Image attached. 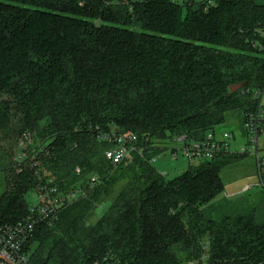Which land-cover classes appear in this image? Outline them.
<instances>
[{
    "label": "trees",
    "instance_id": "16d2710c",
    "mask_svg": "<svg viewBox=\"0 0 264 264\" xmlns=\"http://www.w3.org/2000/svg\"><path fill=\"white\" fill-rule=\"evenodd\" d=\"M263 91L255 0H0V227L26 218V196L53 176L77 198L37 227L28 264L263 261L264 222L215 201L222 169L244 155L221 151L170 180L150 162L175 136L215 133L228 112L243 126ZM112 131L137 137L116 165L100 139Z\"/></svg>",
    "mask_w": 264,
    "mask_h": 264
},
{
    "label": "built area",
    "instance_id": "2783aa9c",
    "mask_svg": "<svg viewBox=\"0 0 264 264\" xmlns=\"http://www.w3.org/2000/svg\"><path fill=\"white\" fill-rule=\"evenodd\" d=\"M258 100L257 108L245 116L243 129L246 144L235 148V137L228 132L222 133L219 138L216 133L209 132L202 140H194L188 135L182 134L171 139L178 145L179 149H172L173 158H176L177 151L188 160H211L221 152L232 154L248 155L255 158L257 182L254 186H247L244 192L250 191L253 187L261 188L264 191V156L261 155L259 136L264 131V109L260 105L261 93L256 94ZM100 139L109 143L110 148L105 151V159L111 164H119L137 152V137L131 132L100 134ZM27 144H31V138H25ZM152 160V159H151ZM151 162V161H150ZM96 182L91 179V185ZM78 193L68 192L66 195L60 192L55 177H50L36 193L37 200L30 204L29 215L21 221L0 227V264H28L29 251L35 238L37 227L41 223H52L58 217L60 208L65 202H71L77 198ZM91 264H119L113 257L104 256ZM253 264H264L259 261Z\"/></svg>",
    "mask_w": 264,
    "mask_h": 264
},
{
    "label": "rangeland",
    "instance_id": "374dc122",
    "mask_svg": "<svg viewBox=\"0 0 264 264\" xmlns=\"http://www.w3.org/2000/svg\"><path fill=\"white\" fill-rule=\"evenodd\" d=\"M242 115L240 111H231L226 115V122L219 125L215 129L216 136L228 132L231 133L235 140H240L233 143L235 148L246 144L245 133L241 123ZM261 155L264 156V131L259 136ZM161 152L152 154L151 165L164 176L165 179H173L182 174L189 166L197 165L199 160H188L177 151L176 158H173L172 149H179L178 145L171 140L158 145ZM255 158L248 154L237 161L225 166L221 171V179L224 184L223 192L217 196L216 202L228 200L230 202H240L247 209L254 210L258 222H264V191L261 188L253 187L250 191L244 192L243 189L247 186H254L257 182ZM4 190L3 176L0 173V195ZM37 196L35 192H30L26 196V201L30 204L35 203ZM109 202L104 203L95 212L91 222H96L103 213L107 210Z\"/></svg>",
    "mask_w": 264,
    "mask_h": 264
},
{
    "label": "crops",
    "instance_id": "0c3cea01",
    "mask_svg": "<svg viewBox=\"0 0 264 264\" xmlns=\"http://www.w3.org/2000/svg\"><path fill=\"white\" fill-rule=\"evenodd\" d=\"M255 2L258 5L264 6V0H255ZM260 105L263 107L264 109V91L261 93V99H260ZM240 140H236V143L239 142Z\"/></svg>",
    "mask_w": 264,
    "mask_h": 264
},
{
    "label": "water",
    "instance_id": "95a60500",
    "mask_svg": "<svg viewBox=\"0 0 264 264\" xmlns=\"http://www.w3.org/2000/svg\"><path fill=\"white\" fill-rule=\"evenodd\" d=\"M243 84L233 85L230 87L231 93H234L242 88Z\"/></svg>",
    "mask_w": 264,
    "mask_h": 264
}]
</instances>
